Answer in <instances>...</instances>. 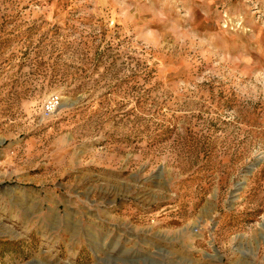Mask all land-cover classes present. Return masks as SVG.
<instances>
[{"label":"rangeland","instance_id":"obj_1","mask_svg":"<svg viewBox=\"0 0 264 264\" xmlns=\"http://www.w3.org/2000/svg\"><path fill=\"white\" fill-rule=\"evenodd\" d=\"M0 264H264V0H0Z\"/></svg>","mask_w":264,"mask_h":264},{"label":"built area","instance_id":"obj_2","mask_svg":"<svg viewBox=\"0 0 264 264\" xmlns=\"http://www.w3.org/2000/svg\"><path fill=\"white\" fill-rule=\"evenodd\" d=\"M52 106H53V103H50V104L47 106V112H48V113H50L51 110L53 109Z\"/></svg>","mask_w":264,"mask_h":264}]
</instances>
